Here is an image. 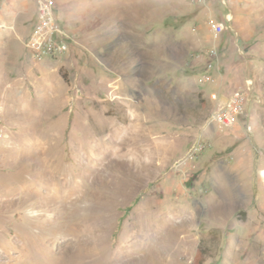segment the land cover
<instances>
[{
    "label": "rangeland",
    "instance_id": "1",
    "mask_svg": "<svg viewBox=\"0 0 264 264\" xmlns=\"http://www.w3.org/2000/svg\"><path fill=\"white\" fill-rule=\"evenodd\" d=\"M49 1L73 43L34 59L36 0H0V264H264L239 239L264 234V0Z\"/></svg>",
    "mask_w": 264,
    "mask_h": 264
},
{
    "label": "built area",
    "instance_id": "2",
    "mask_svg": "<svg viewBox=\"0 0 264 264\" xmlns=\"http://www.w3.org/2000/svg\"><path fill=\"white\" fill-rule=\"evenodd\" d=\"M226 29L222 22L214 25L216 34H221ZM72 43V35L63 24L57 21L50 1L36 0L33 27L25 43L31 56L34 59L59 58L69 52ZM211 57L213 61L208 65L203 80L213 83L209 75L213 71H219V68L217 54L214 51H211ZM214 88L215 92L210 94V100L214 103L211 121L221 128L233 127L246 112V104L254 91L253 82L246 81L244 86L232 90L227 96L221 94V85L215 84Z\"/></svg>",
    "mask_w": 264,
    "mask_h": 264
},
{
    "label": "crops",
    "instance_id": "3",
    "mask_svg": "<svg viewBox=\"0 0 264 264\" xmlns=\"http://www.w3.org/2000/svg\"><path fill=\"white\" fill-rule=\"evenodd\" d=\"M222 99L223 98H221V100ZM237 161H240V159L238 158ZM242 167H245V165H242ZM242 167H241V169H243ZM261 176L264 177V171L261 172ZM213 190H214V192H216V195L218 194V196H221V197L219 199H215L214 197L210 196L209 202L211 203V205L214 203V204H219L221 206L224 203H226V201H228L226 194H225V196H226L225 197L224 193H222L220 190H218V189H216V190L213 189ZM250 193H251V190L249 191V189H247V190H245V192H241V195H244V194L248 195ZM261 194H263V193H261ZM257 200L259 201L258 204L264 208V197H263V195L257 196ZM219 210H220V208L217 207V211H219ZM222 215L224 218H227V215L225 214V212ZM247 232L248 233L242 234L239 239L241 240V242L248 243L249 246H247V247H250V245L252 246L248 249V257L253 258V257H255V255L258 254L257 248L253 247V246H255V244H257L258 241H261V239L262 240L264 239V234H252L251 229L249 230V228H248Z\"/></svg>",
    "mask_w": 264,
    "mask_h": 264
},
{
    "label": "trees",
    "instance_id": "4",
    "mask_svg": "<svg viewBox=\"0 0 264 264\" xmlns=\"http://www.w3.org/2000/svg\"><path fill=\"white\" fill-rule=\"evenodd\" d=\"M197 261H198V254H197L196 257H195L194 263H196V264H201L200 261H199L198 263H197Z\"/></svg>",
    "mask_w": 264,
    "mask_h": 264
}]
</instances>
